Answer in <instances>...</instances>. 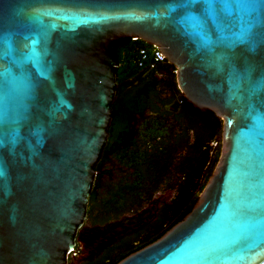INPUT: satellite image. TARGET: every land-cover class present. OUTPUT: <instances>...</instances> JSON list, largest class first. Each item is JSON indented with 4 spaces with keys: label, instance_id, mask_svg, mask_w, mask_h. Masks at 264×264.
<instances>
[{
    "label": "water",
    "instance_id": "95a60500",
    "mask_svg": "<svg viewBox=\"0 0 264 264\" xmlns=\"http://www.w3.org/2000/svg\"><path fill=\"white\" fill-rule=\"evenodd\" d=\"M223 2L211 16L182 0H0V264H79L121 232L84 248L104 229L84 222L122 37L158 47L222 128L191 210L116 264H264V0Z\"/></svg>",
    "mask_w": 264,
    "mask_h": 264
},
{
    "label": "flooded vegetation",
    "instance_id": "af4514ba",
    "mask_svg": "<svg viewBox=\"0 0 264 264\" xmlns=\"http://www.w3.org/2000/svg\"><path fill=\"white\" fill-rule=\"evenodd\" d=\"M146 46L148 50L154 47L148 43ZM133 84L140 90L137 96V91L131 92L129 96L135 100V104L128 120V131L124 134L117 129L110 133L108 128L107 142L94 167L96 175H102L97 195L104 187V178L110 175L108 163L111 160L116 159L133 167L128 175L129 181L126 182L125 177H120L116 190L111 191L117 207H127L130 211L103 222L89 225L85 222L86 227H104L99 231H103L102 235L97 232L88 236L87 244L119 227L122 228L121 232L114 241L135 232L143 234L147 228L156 224L168 223L174 217V210L182 193L193 184L198 186V197L214 167L213 164L210 168L212 161L215 157L218 159L220 153L222 121L221 127L205 140L202 130L206 123L184 112L183 94L176 82V67L166 59L151 68H144L140 78L133 80ZM212 113L216 118L215 113ZM124 151L129 156H123ZM130 153L134 161L127 160ZM195 174L200 177L199 183L193 180ZM130 186L135 188H128ZM88 216L87 211L86 218ZM76 251L82 252L78 244Z\"/></svg>",
    "mask_w": 264,
    "mask_h": 264
},
{
    "label": "trees",
    "instance_id": "16d2710c",
    "mask_svg": "<svg viewBox=\"0 0 264 264\" xmlns=\"http://www.w3.org/2000/svg\"><path fill=\"white\" fill-rule=\"evenodd\" d=\"M140 48H145L149 54L142 66L138 65V60L140 58ZM109 51L114 54L117 61L115 71L118 85L115 100L110 105L112 110V120L109 127V132L113 133L115 130L119 129L125 134L128 131V120L131 117V109L135 104V100L129 96L131 92L133 93L134 91H137V96L140 90L137 85L133 84V80L140 78V74L144 68H151L155 64L151 66V50L147 49L146 43L141 39L122 37L118 40H113L109 44ZM182 98L184 100V112L196 117V120L205 121L206 126H204V129L202 130L206 137L204 138L205 140L208 139L214 131H217V129L221 127V120L217 117L215 118L212 112L202 113L194 108L190 103H188L183 96ZM130 154L131 156L128 157L127 160L134 161L132 153ZM122 155L127 157L129 156V153L124 151ZM216 160L217 157L213 159L210 168H212V165L215 164ZM101 176V173L96 175L95 183L91 190L90 196L88 197L87 211L89 213L93 208H96L99 205V203H96V200L97 190L101 185ZM195 176L196 177L193 179L194 182L199 183L200 177L197 174H195ZM131 187L135 188V186H130L128 188ZM199 187H202V183ZM198 191V186L193 184V186L191 185L187 191L182 193L177 204V208L174 210V217L168 223L156 224L147 228L148 230H146L143 234L135 232L133 235L121 238L118 241H114L115 239L113 240V238H111L106 241L105 244L89 250L90 254L82 259L79 264H116L120 259L130 252L135 251L157 239L168 228H170L177 221L181 220L184 215L191 210L193 204L196 201ZM114 201H116L115 197H111L110 199L101 202V209H99V213H97L96 217H94V223L109 220L110 216H112V213H114L113 215H116L115 213L121 211V208L117 207ZM99 234L102 235L103 231L99 232ZM117 235H119V233ZM93 243L94 242L87 244V248L92 247Z\"/></svg>",
    "mask_w": 264,
    "mask_h": 264
},
{
    "label": "rangeland",
    "instance_id": "374dc122",
    "mask_svg": "<svg viewBox=\"0 0 264 264\" xmlns=\"http://www.w3.org/2000/svg\"><path fill=\"white\" fill-rule=\"evenodd\" d=\"M219 138L220 136H218V139ZM220 141H221V138H220ZM108 166L111 169L110 175L104 178L103 180L104 187L100 191H98L96 203H99V205L96 208H93L92 211L89 213V216L85 219V222H87L88 225L90 223H93L94 217H96L97 212L99 211V209H101V205H100L101 202L102 201L104 202L112 197L113 194L111 193V191L116 190L118 179L120 177H125L126 182H128L129 181L128 175H130L131 171L133 170V167H131L130 165L125 164L124 162L120 163L116 159L111 160V163H108ZM129 211H130L129 208L127 207L121 208V211H119L118 213H115L116 215H113L114 213H112V216H110V218L114 219L118 217L119 215L121 216L123 213L127 214ZM84 248L85 250H88L86 245L84 246ZM80 253L76 251L75 257H77L78 254Z\"/></svg>",
    "mask_w": 264,
    "mask_h": 264
},
{
    "label": "snow or ice",
    "instance_id": "6c2138e0",
    "mask_svg": "<svg viewBox=\"0 0 264 264\" xmlns=\"http://www.w3.org/2000/svg\"><path fill=\"white\" fill-rule=\"evenodd\" d=\"M196 3H202L205 6V11L211 16L215 15V12L213 11L215 7H219L222 10L230 9L232 7L224 4L223 0H217V3L215 5L211 3V0H182V3L179 6L190 7L191 5ZM234 7L236 9H255L256 5L254 3H244L242 2V0H237ZM228 15H232V12L230 10L228 11Z\"/></svg>",
    "mask_w": 264,
    "mask_h": 264
},
{
    "label": "built area",
    "instance_id": "2783aa9c",
    "mask_svg": "<svg viewBox=\"0 0 264 264\" xmlns=\"http://www.w3.org/2000/svg\"><path fill=\"white\" fill-rule=\"evenodd\" d=\"M139 54H140V58L138 60V65L139 66H142L144 64V61L147 59L148 57V52L145 48H140L139 49ZM151 58H152V63H151V66L153 64H156L158 62H161L165 59V56L160 52L159 48L154 46L152 49H151Z\"/></svg>",
    "mask_w": 264,
    "mask_h": 264
}]
</instances>
